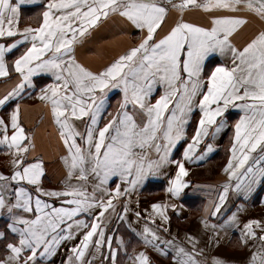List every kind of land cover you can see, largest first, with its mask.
<instances>
[{
	"label": "snow or ice",
	"instance_id": "1",
	"mask_svg": "<svg viewBox=\"0 0 264 264\" xmlns=\"http://www.w3.org/2000/svg\"><path fill=\"white\" fill-rule=\"evenodd\" d=\"M23 2L0 0V77H9L13 69L19 76V82L0 97V105L19 97L26 85L33 87L37 74H51L53 83L41 88L38 99L50 106L58 126L65 147L61 159L66 177L62 189L42 187L43 162L27 161L34 145L20 122L17 103L10 121L0 118V145H6L13 157L10 174L0 173V212L9 217L7 229L18 238L6 243L0 264L48 262L63 241L78 233L80 241L71 247L63 264H94L96 254L117 264L118 249L112 247L114 237L106 231L111 213L116 212L120 198L135 190L147 174L168 163L176 164L177 169L167 191L172 197L180 196L188 186L184 178L189 173L183 160H170V155L197 107L200 116L191 142L184 148L186 160L193 158L210 131L215 135L225 126L223 117L229 107L243 111L234 125L231 155L223 168L228 180L221 186L218 202L205 209V228L209 216H218L230 191L247 194L264 178V26L242 46L233 43L234 35L250 22L244 14L264 22V0H47L42 23L20 28ZM192 9L206 13L208 24L184 20L185 12ZM170 11L179 16L158 35ZM113 15L145 34L102 69L92 70L77 60L75 46L101 18ZM21 45L24 51L9 63L8 54ZM214 53L230 54L232 66L217 64L205 79V61ZM157 85L163 92L153 102ZM111 89H119L122 98L116 112L109 113L101 126ZM77 121L84 125L83 130ZM210 151L212 144L196 159H204ZM114 176L121 183L110 189ZM130 204V199L123 202L119 220H127ZM169 206L176 209L175 204L151 205L149 218L155 223L158 216L164 232L168 231L164 225L170 219ZM135 215L139 218L141 213ZM234 223L235 216L211 227L218 230ZM140 235L145 245L165 257L170 255L171 264H203L198 259L203 252L198 249L200 241L191 234L186 237L190 247L175 239H162L147 226ZM250 238L261 242L259 250L251 254L250 264H264V221L252 219L244 224L240 245L246 246ZM0 239H7L5 232L0 231ZM212 239L215 237L210 242ZM92 246L95 251L89 258L86 254ZM134 261L150 264L144 251ZM213 264L225 262L215 259Z\"/></svg>",
	"mask_w": 264,
	"mask_h": 264
},
{
	"label": "crops",
	"instance_id": "2",
	"mask_svg": "<svg viewBox=\"0 0 264 264\" xmlns=\"http://www.w3.org/2000/svg\"><path fill=\"white\" fill-rule=\"evenodd\" d=\"M18 2V0H12ZM163 2V0H161ZM47 0H24L20 4L19 27H37L42 23V13L45 10ZM249 18V24L240 30L238 35H234L233 43L242 46L255 32L259 31L264 22L251 14H244ZM179 14L170 11L164 23L163 29L158 31V35H163L164 30L168 29L173 20ZM184 20L207 25L209 16L200 9L188 10L184 14ZM145 33L136 29L126 19L118 15L109 18H101L96 26L89 29L87 34L75 46V56L77 60L92 70H100L110 63L118 55L139 43ZM0 42H3L0 40ZM11 42V41H9ZM116 42L118 47L114 52L107 53V44ZM25 49L24 45L18 46L7 56L11 63ZM102 58L101 62L90 60L91 58ZM217 64L232 66L230 54L221 55L211 54L205 61L204 77L210 74L212 68ZM19 82V76L14 69L10 70L9 77H0V97L6 94ZM53 83L50 73H39L33 77V87L25 86L19 97H13L4 105H0V118L6 122L10 121V114L16 104L20 105V122L25 129L26 135L31 137L34 148L27 154V161L34 162L39 159L43 162L44 175L41 177L42 187L46 190L62 189L63 181L66 177V168L61 157L65 154V147L60 139L58 126L54 123L51 109L48 104L38 99L41 88ZM206 90V89H205ZM163 89L156 86L152 100L162 94ZM122 93L119 89H111L107 94V101L101 126L109 117V113H115L118 109ZM243 111L238 108L229 107L224 115L225 126L215 135L211 131L200 145L197 147L193 158L186 160L183 156L184 148L191 142V137L195 132L200 112L199 108H194L190 114L188 123L185 125V135L173 147L170 160H183L188 169V176L184 179L188 181V186L181 191L179 197H172L167 191L170 181L175 177L177 165L168 163L160 168L158 172L147 174L144 179L131 191L128 196L121 197L116 204V212L111 213V220L107 226V234L112 235V247L118 249L117 264H135L134 257L140 251L146 252L150 258V264H171V256H163L150 246L145 245L140 233H143L147 226L162 237V239H175L179 244L190 247L187 243V235L191 234L200 243L198 249H203L198 257L203 264H213L215 259H220L225 264H250L251 254L259 250L260 241L249 239L246 246L240 245L241 231L244 224L252 219L264 221V178L259 179L253 186L251 192L236 193L230 191L217 217H208L209 227L205 228L202 220L206 216L205 209L211 204L218 202V193L222 190L221 186L228 180L223 172L227 164L228 157L231 155L232 138L235 134L234 125ZM219 119V118H218ZM77 127L83 130L84 125L76 122ZM11 128L8 134L11 135ZM208 144H212V151L207 152L204 159L197 160L196 157L204 153ZM155 158V153H152ZM13 157L6 145H0V173L10 174ZM117 183H121L119 177H112L108 187L115 188ZM234 186L236 181L232 180ZM126 185L122 184V188ZM89 191L91 185L89 184ZM99 195V193L97 194ZM48 199V198H45ZM131 200L130 211L126 214L127 220L121 221L118 214L123 212V202ZM153 203L175 204L176 209L170 206L167 209L169 221L164 225L168 231L164 232L161 228L162 221L158 216L155 223L151 222V205ZM59 206L60 201H56ZM139 211L141 216L136 217L135 212ZM235 216V223L230 227L218 228L213 230L211 225L223 224L229 217ZM86 219L91 220L90 217ZM9 217L0 212V231L6 233L7 239H0V257L6 254L5 245L7 242L18 239L7 229ZM83 231V230H82ZM259 233V229H256ZM81 233L76 234L75 238L63 241L50 261H39L38 264H63L67 258L71 247L80 241ZM215 237L210 242V238ZM123 243H118V239ZM219 241V243L216 242ZM95 249L92 246L86 255L90 258ZM171 253V249H169ZM107 255L108 248L103 249ZM130 257L132 259H130ZM94 264H111V258L105 260L100 254H96Z\"/></svg>",
	"mask_w": 264,
	"mask_h": 264
},
{
	"label": "bare ground",
	"instance_id": "3",
	"mask_svg": "<svg viewBox=\"0 0 264 264\" xmlns=\"http://www.w3.org/2000/svg\"><path fill=\"white\" fill-rule=\"evenodd\" d=\"M117 48H118V47H116V42H114V43H108V44H107L106 52H107V53H112V52H114ZM90 60H94L95 62H101V61H102V58H101V57H100V58H95V57H93V58H91Z\"/></svg>",
	"mask_w": 264,
	"mask_h": 264
}]
</instances>
